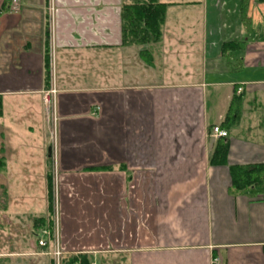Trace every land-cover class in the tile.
Here are the masks:
<instances>
[{"label": "crops", "instance_id": "1", "mask_svg": "<svg viewBox=\"0 0 264 264\" xmlns=\"http://www.w3.org/2000/svg\"><path fill=\"white\" fill-rule=\"evenodd\" d=\"M18 1L0 15V128L14 136L13 124L43 120L42 94L55 91L54 145L40 163L55 168L63 256L264 264V185L237 192L230 174L264 165V5L250 4L253 32L239 0L230 10L158 0L161 40L125 45L130 0ZM228 43L242 45L223 53ZM235 99L238 122L220 128ZM213 128L226 133L224 166L209 164ZM13 155L0 158L6 176L38 171Z\"/></svg>", "mask_w": 264, "mask_h": 264}, {"label": "rangeland", "instance_id": "2", "mask_svg": "<svg viewBox=\"0 0 264 264\" xmlns=\"http://www.w3.org/2000/svg\"><path fill=\"white\" fill-rule=\"evenodd\" d=\"M163 1L177 4L194 3L195 6L199 5L198 9H201L203 3L211 9H215L218 5L215 0L206 2H203V0ZM73 4L77 3L73 2ZM250 4H252V0H249L247 7L249 9L246 10V16L252 19L253 32L256 31V28L258 32L259 27L255 17H259V11ZM233 6V0H221L217 9L230 10ZM55 8H57L56 5ZM50 24L52 25V23ZM52 29H54V26H51ZM41 106L43 120L39 119L35 123L32 120L29 122V120L23 119L20 123L13 124L12 127L16 130H14L17 133L16 135L10 136L7 131L0 128V158H7L14 154L12 164L21 165L24 161H27L38 170L19 171L16 176L8 177L4 172V168L0 169V264H55L50 255L53 248L52 244L48 243V250L38 248L36 236L40 230L33 229L35 220L40 217L48 218L51 226L48 230L51 231L53 228V234L55 237H59L55 168L50 160L46 161V168L40 163L48 157V148H52V145H54V127L51 124L52 111L49 113L46 111L42 100ZM47 123L50 125L49 129ZM25 125H31L32 129L24 131ZM33 171L36 172L33 174ZM44 173H46L45 177ZM47 176L51 179L52 187L53 205L51 213H48ZM19 181L21 184H19ZM33 233H35V236ZM58 243L60 246V242ZM104 256H101V258H109L106 257L107 255ZM111 259L114 261L119 260V258L113 256L110 257ZM59 264H61V259Z\"/></svg>", "mask_w": 264, "mask_h": 264}, {"label": "trees", "instance_id": "3", "mask_svg": "<svg viewBox=\"0 0 264 264\" xmlns=\"http://www.w3.org/2000/svg\"><path fill=\"white\" fill-rule=\"evenodd\" d=\"M241 17H244L249 0H239ZM257 5H264V0H254ZM11 0H3L0 7V15L10 10ZM166 5L159 3L158 0H130L123 2L120 12L121 36L125 45H147L157 43L161 40V26L164 21ZM242 43L223 44L221 50L228 52L233 47H239ZM148 61V60H147ZM48 66V56L45 55V67ZM235 99L230 105L227 118L220 128L229 130L233 129L238 122L237 107ZM1 113V99H0ZM219 129V128H218ZM228 144L221 138L214 152L209 158L211 166L226 165ZM232 188L239 192L247 188H255L264 185V165H254L246 167L230 168ZM47 195H48V213H51L53 205L51 179L47 176ZM50 219L42 218L34 221L33 229L44 230L50 229ZM35 233H33L34 235ZM35 236V235H34ZM122 264V261L119 262ZM61 264H117L109 258H99L93 260L86 255L80 256H63Z\"/></svg>", "mask_w": 264, "mask_h": 264}, {"label": "built area", "instance_id": "4", "mask_svg": "<svg viewBox=\"0 0 264 264\" xmlns=\"http://www.w3.org/2000/svg\"><path fill=\"white\" fill-rule=\"evenodd\" d=\"M18 8H19V1L12 0L10 4V11H16L18 10ZM237 91L240 92L241 90L238 89ZM54 95H55V91L53 89L46 90L42 94V102L48 113L51 112L52 110ZM212 134H213V137L215 138H225L226 137V133L224 131L219 130L218 128H213ZM52 230L51 231L48 229L41 230L36 236L37 237L36 241L38 243V248L40 247V249H43V250L45 249L48 250L47 247H48V243L50 242L53 246L50 252L52 260L54 261L55 264H59V261L61 257L63 256V254H62L61 248L58 243L59 237L58 238L55 237Z\"/></svg>", "mask_w": 264, "mask_h": 264}, {"label": "water", "instance_id": "5", "mask_svg": "<svg viewBox=\"0 0 264 264\" xmlns=\"http://www.w3.org/2000/svg\"><path fill=\"white\" fill-rule=\"evenodd\" d=\"M50 152H51V149H50V148H48V156H50Z\"/></svg>", "mask_w": 264, "mask_h": 264}]
</instances>
